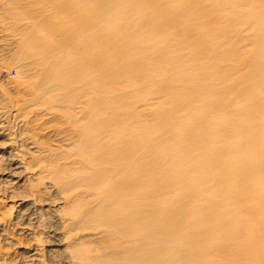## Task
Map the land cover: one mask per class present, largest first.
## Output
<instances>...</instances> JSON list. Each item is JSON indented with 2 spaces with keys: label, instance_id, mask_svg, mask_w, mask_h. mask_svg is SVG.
I'll return each mask as SVG.
<instances>
[{
  "label": "bare ground",
  "instance_id": "obj_1",
  "mask_svg": "<svg viewBox=\"0 0 264 264\" xmlns=\"http://www.w3.org/2000/svg\"><path fill=\"white\" fill-rule=\"evenodd\" d=\"M109 5L110 0H0V61L7 58L1 67L16 72L13 81L0 82V139L6 140L0 145V264H176L177 257L197 264L192 251L180 249L203 242L206 218L200 222L198 210L177 208L174 193L206 196L213 177L222 192L264 197V153L257 151L264 142V115L254 108L244 115L261 121L263 134L249 139L246 152L262 169L249 170L245 182L256 187L230 189L238 161L227 162L231 141L223 133L240 132L218 131L233 124L222 114L204 115L201 126L193 125L177 144V136L169 135L175 129L169 126L172 113L165 112L159 116L164 130L137 132L124 150V60L137 70L139 53L156 45L139 41L141 31L124 27L123 12ZM263 16L256 17L260 26ZM257 41L264 53V36ZM209 88L192 95L189 111L190 102L209 96ZM155 103L150 111L162 107ZM207 150L215 152L212 167L203 160ZM212 203L222 211L216 199ZM177 220L183 221L176 225ZM183 226L195 236L183 235Z\"/></svg>",
  "mask_w": 264,
  "mask_h": 264
},
{
  "label": "rangeland",
  "instance_id": "obj_2",
  "mask_svg": "<svg viewBox=\"0 0 264 264\" xmlns=\"http://www.w3.org/2000/svg\"><path fill=\"white\" fill-rule=\"evenodd\" d=\"M109 6L123 12L120 22L124 23V27L132 25L141 31L143 38L140 37L139 41L147 38L149 43L146 46L156 45L139 53L141 62L137 70L124 60V141L127 142L137 132L164 130L159 116L167 112L172 113L173 117L169 126L175 127L169 135L177 136L175 143L179 144L195 130L192 129L193 125L201 126L204 115L222 114L226 122L233 124L218 126V131L230 128V131L240 132L237 136L223 133V139L231 141V146L226 149L227 162L238 161L234 166L239 176L231 180L230 189L234 184L243 187L259 185L252 181L245 182L246 178L250 179L249 170L260 172L262 169V162L249 160L250 153L246 151L249 149V139L263 134V126L261 121L250 120L244 113L254 108L264 115V70L260 71L264 68V53L260 51L257 41L258 37L264 36V26L258 25L256 19L260 13L264 14V0H123V5L110 0ZM201 24L208 27L203 28ZM199 30L203 34L197 37ZM132 40L135 44L139 43L138 38L133 37ZM132 52H136V47ZM228 52L231 55L226 57ZM5 58H2L3 62ZM3 62L0 61V82L13 81L16 72L12 70L9 73L2 69ZM144 64L150 71L140 67ZM191 72H195L194 81L188 78ZM207 87H212L209 88V96L198 102H190L194 109L189 111L187 103L192 95L201 93ZM153 97L158 101H150ZM185 99L188 101L185 102ZM155 102L162 105L158 110L160 115L158 111H150ZM223 110L229 111L226 113ZM244 120L250 124L246 125ZM261 120L264 122V119ZM236 121L237 125L234 123ZM5 142V139H0V145ZM130 148L129 144L124 143V150ZM221 148L218 152H222L224 147ZM207 151L203 160H207L206 165L212 167L214 163L210 154L215 152ZM257 151L264 153V142L257 146ZM212 178H208L210 189L206 196H193L189 191L182 198L180 192L174 193L177 208L184 211L189 209L190 212L198 210L202 213L199 214V221L206 218L204 222H207V231L199 236L203 242L200 241L201 244L194 248L190 244L182 245L181 252L192 251V254H188L199 259L200 263L197 264H202L203 260L210 264H261V258H264V197H248L251 194L236 197L230 190L222 192L216 189L217 182ZM213 199L223 205L222 211L213 209ZM231 220H236L238 227ZM181 221L177 220L176 225ZM246 221H249L248 225H245ZM192 222L189 219L188 226H192ZM248 226L254 231L252 237L246 228ZM188 230L184 226L179 228L183 235L195 236L193 230ZM191 262L194 261H181L177 257L176 264Z\"/></svg>",
  "mask_w": 264,
  "mask_h": 264
}]
</instances>
